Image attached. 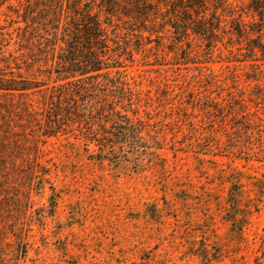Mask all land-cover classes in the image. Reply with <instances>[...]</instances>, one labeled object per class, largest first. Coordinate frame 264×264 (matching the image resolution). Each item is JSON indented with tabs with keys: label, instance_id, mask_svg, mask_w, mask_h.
I'll return each mask as SVG.
<instances>
[{
	"label": "rangeland",
	"instance_id": "1",
	"mask_svg": "<svg viewBox=\"0 0 264 264\" xmlns=\"http://www.w3.org/2000/svg\"><path fill=\"white\" fill-rule=\"evenodd\" d=\"M245 4L228 0L213 49L198 35L176 45L154 34L126 60L134 94L115 105L134 129L120 158H94L97 146L77 131L39 136L36 147L21 132L30 141L0 214L9 264H255L264 246V59L247 57L246 42L226 30Z\"/></svg>",
	"mask_w": 264,
	"mask_h": 264
},
{
	"label": "trees",
	"instance_id": "2",
	"mask_svg": "<svg viewBox=\"0 0 264 264\" xmlns=\"http://www.w3.org/2000/svg\"><path fill=\"white\" fill-rule=\"evenodd\" d=\"M216 1L0 0V214L30 141L21 132L30 131L36 147L39 136L77 131L87 146H97L94 158H120L134 129L115 105L134 94L124 77L126 60L154 34L176 45L198 35L213 49L228 9V0H220L219 14ZM245 13L259 22L245 23ZM232 16L226 30L246 42L247 57L264 59V0H246ZM9 238L0 220V264H9ZM255 264H264V246Z\"/></svg>",
	"mask_w": 264,
	"mask_h": 264
}]
</instances>
